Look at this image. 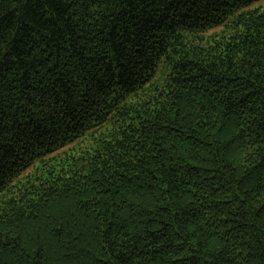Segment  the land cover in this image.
Returning <instances> with one entry per match:
<instances>
[{
	"label": "trees",
	"instance_id": "obj_1",
	"mask_svg": "<svg viewBox=\"0 0 264 264\" xmlns=\"http://www.w3.org/2000/svg\"><path fill=\"white\" fill-rule=\"evenodd\" d=\"M0 264H264V0H0Z\"/></svg>",
	"mask_w": 264,
	"mask_h": 264
}]
</instances>
